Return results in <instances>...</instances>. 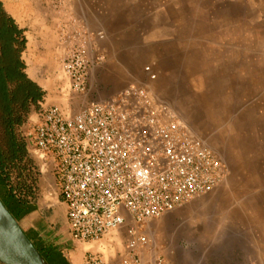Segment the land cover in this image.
Returning a JSON list of instances; mask_svg holds the SVG:
<instances>
[{"label": "rangeland", "instance_id": "374dc122", "mask_svg": "<svg viewBox=\"0 0 264 264\" xmlns=\"http://www.w3.org/2000/svg\"><path fill=\"white\" fill-rule=\"evenodd\" d=\"M1 1L29 34L38 23L53 27L60 43L57 79L63 90L58 95L84 94L88 82L84 92H73L63 62L83 45L89 70L103 63V54L94 59L90 54L104 32L90 34L74 12L86 8L87 0ZM96 1L124 26V45L138 67L132 85L164 104L225 168L214 190L142 228L153 240V253L170 264H264V0ZM46 93L40 105H53L52 92ZM36 110L27 114L19 134ZM29 157L36 203L41 173L38 159ZM13 193L21 196L17 189ZM78 244L82 249L71 258L75 264L86 250L97 248ZM120 249L117 244L107 253L114 256Z\"/></svg>", "mask_w": 264, "mask_h": 264}, {"label": "built area", "instance_id": "2783aa9c", "mask_svg": "<svg viewBox=\"0 0 264 264\" xmlns=\"http://www.w3.org/2000/svg\"><path fill=\"white\" fill-rule=\"evenodd\" d=\"M90 66L83 45L64 59L73 92L85 91ZM22 135L55 178L71 239L97 244L80 264H170L153 253L142 228L225 177L218 156L135 85L74 114L40 105ZM117 244L121 249L109 255Z\"/></svg>", "mask_w": 264, "mask_h": 264}, {"label": "crops", "instance_id": "0c3cea01", "mask_svg": "<svg viewBox=\"0 0 264 264\" xmlns=\"http://www.w3.org/2000/svg\"><path fill=\"white\" fill-rule=\"evenodd\" d=\"M85 7L78 10L74 9L73 5L76 16L86 30L92 35L100 31L104 32V38L97 43V50L91 48L90 57L94 59L97 54H103L104 57L102 64L92 66L89 70L88 88L81 95L68 98L58 95L63 90L57 79L59 72L57 53L60 43L55 36L53 27L38 23L33 27V32L29 34L30 31L27 30L26 25L19 24V27L24 30L26 38V45L21 53V59L25 64V73L43 89L45 95L48 94L46 93L48 91L52 92L53 105L58 104L57 106L70 114L76 113L84 105L112 98L116 92L135 83V74L138 71L137 64L130 56L129 47L124 45L125 31L122 23H119L101 2L87 0ZM12 17L16 19L13 14ZM15 21L18 24V21ZM31 41L34 43L33 47ZM41 181L42 177L38 183L36 203L31 201V210L21 221V223L25 222L27 227L21 226L35 240L51 244L56 254L65 259L68 264H75L71 259L73 253L80 252L82 248L80 244L71 239L68 233L65 206L59 195H56L52 190L46 191L47 184Z\"/></svg>", "mask_w": 264, "mask_h": 264}, {"label": "trees", "instance_id": "16d2710c", "mask_svg": "<svg viewBox=\"0 0 264 264\" xmlns=\"http://www.w3.org/2000/svg\"><path fill=\"white\" fill-rule=\"evenodd\" d=\"M25 45L24 30L0 0V178L5 185L0 198L20 224L31 210L34 192L30 182L34 176L29 146L17 129L33 108H39L45 95L25 73L21 59ZM15 189L20 197L13 193ZM25 233L48 264H68L51 244L35 240L26 230Z\"/></svg>", "mask_w": 264, "mask_h": 264}, {"label": "water", "instance_id": "95a60500", "mask_svg": "<svg viewBox=\"0 0 264 264\" xmlns=\"http://www.w3.org/2000/svg\"><path fill=\"white\" fill-rule=\"evenodd\" d=\"M28 153L30 156H35L32 149H29ZM38 167L43 182H46L47 184L46 191L52 190L56 195H58L54 176L39 159ZM0 264H48L35 247L34 243L27 236L21 224L3 203L1 198Z\"/></svg>", "mask_w": 264, "mask_h": 264}, {"label": "bare ground", "instance_id": "6f19581e", "mask_svg": "<svg viewBox=\"0 0 264 264\" xmlns=\"http://www.w3.org/2000/svg\"><path fill=\"white\" fill-rule=\"evenodd\" d=\"M32 42V41H31ZM32 50V49H31ZM31 50H28V51H31ZM32 52V51H31ZM31 52H29L31 54ZM26 56V55H25ZM28 60V59H27Z\"/></svg>", "mask_w": 264, "mask_h": 264}]
</instances>
